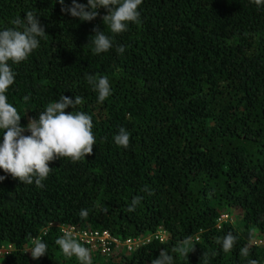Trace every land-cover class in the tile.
Returning a JSON list of instances; mask_svg holds the SVG:
<instances>
[{
  "label": "trees",
  "instance_id": "trees-1",
  "mask_svg": "<svg viewBox=\"0 0 264 264\" xmlns=\"http://www.w3.org/2000/svg\"><path fill=\"white\" fill-rule=\"evenodd\" d=\"M71 4L0 0V30L32 11L47 32L26 61L9 62L16 76L6 95L21 126L61 95H79L82 103L66 112L90 115L96 139L93 153L78 162L50 161L43 187L0 169V264H80L55 243L69 226L122 241L166 234L133 251H97L91 264H152L161 250L173 264H264V245L254 242L255 231L264 236V5L143 0L140 22L113 34L103 23L105 8L89 22L62 12ZM96 26L113 37L105 53L89 45ZM88 74L109 77L112 94L103 103ZM121 127L130 133L127 148L114 142ZM137 196L140 204L128 212ZM81 209L89 211L86 219ZM234 211L242 227L218 221ZM228 232L238 239L226 253L217 241ZM189 236L194 250L173 252ZM37 237L47 253L33 259L28 251Z\"/></svg>",
  "mask_w": 264,
  "mask_h": 264
},
{
  "label": "clouds",
  "instance_id": "clouds-1",
  "mask_svg": "<svg viewBox=\"0 0 264 264\" xmlns=\"http://www.w3.org/2000/svg\"><path fill=\"white\" fill-rule=\"evenodd\" d=\"M143 0H88L87 4L72 0L71 6L62 7V12L79 18L81 21H93L98 15V8H105L107 15L102 17L106 30L113 34H120L127 30L128 23L140 22L139 6ZM258 5H264V0H253ZM63 6L65 0H59ZM39 16L32 11L26 13L23 19L15 18L10 21L13 27L0 30V130H3V142L0 143V169L21 183L43 187L45 180L52 168L50 161L60 157L70 158L73 163L93 153L96 139L93 134V119L82 111L66 112V109L77 108L82 103V98L77 95L75 100L61 95L59 101L49 103L40 113L39 119H31L26 127L21 126L22 116L18 109L8 102L6 93L15 82L16 73L9 62L19 64L26 61L39 47L40 39L47 33L41 24ZM95 35L90 37L92 51L95 54L105 53L113 47V37L101 31L99 26L93 29ZM119 54L125 52L123 45L117 48ZM87 82L93 91L98 93V102L103 103L111 94L112 89L107 75H86ZM25 96L24 100L28 101ZM31 135H24L25 132ZM114 142L118 146L127 148L130 144V133L123 127L114 136ZM6 176H0V181ZM146 190V189H143ZM142 197H134L127 211L133 212L140 204ZM81 219L89 215L87 209H81L78 213ZM63 235L56 239L55 243L67 257L76 256L80 264H91L90 249L84 247L75 238L72 226L62 228ZM238 237L228 232L221 243L222 250L229 252L233 249ZM192 238L186 237L178 242L173 252L188 256L194 248L189 247ZM31 252L33 259H39L47 253V244L39 237L32 240ZM242 257L249 255V247L245 246L240 252ZM152 264H173V256L167 251L161 250L159 257ZM248 264H258L255 259Z\"/></svg>",
  "mask_w": 264,
  "mask_h": 264
},
{
  "label": "built area",
  "instance_id": "built-area-1",
  "mask_svg": "<svg viewBox=\"0 0 264 264\" xmlns=\"http://www.w3.org/2000/svg\"><path fill=\"white\" fill-rule=\"evenodd\" d=\"M222 219H219V221ZM68 228V227H62ZM74 230L75 238L88 245L89 248L99 251L104 255H110L115 249L122 247L127 251H133L140 244L149 242L153 238H160L161 240L165 239V232L159 230L153 235H149L146 238H127L125 240H119L113 237L109 232H98V231H83L80 232L76 228L72 227ZM63 232V231H62Z\"/></svg>",
  "mask_w": 264,
  "mask_h": 264
},
{
  "label": "rangeland",
  "instance_id": "rangeland-1",
  "mask_svg": "<svg viewBox=\"0 0 264 264\" xmlns=\"http://www.w3.org/2000/svg\"><path fill=\"white\" fill-rule=\"evenodd\" d=\"M236 214L237 213L235 211H234V213L233 212L226 213L222 216V219L220 221L219 220L218 221L221 223V222H224L226 220H230L231 222H234V224L237 227H242L240 219L236 216ZM254 242L257 244H263L264 245V236L262 234H260L258 231L254 232ZM89 249H90V253L92 255H95V253H99L94 249H91V248H89ZM99 254H101V253H99ZM102 255H104V254H102ZM105 256L107 257L108 255H105Z\"/></svg>",
  "mask_w": 264,
  "mask_h": 264
}]
</instances>
